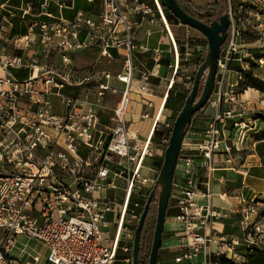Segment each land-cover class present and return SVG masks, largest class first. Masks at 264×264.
Masks as SVG:
<instances>
[{"label":"built area","instance_id":"obj_1","mask_svg":"<svg viewBox=\"0 0 264 264\" xmlns=\"http://www.w3.org/2000/svg\"><path fill=\"white\" fill-rule=\"evenodd\" d=\"M10 1L0 0V264H16L10 250L18 237L41 243L46 264H134L135 232L151 192L142 191L153 189L159 175L149 179L143 171L151 159H164L174 127L163 117V106L153 118L143 114L154 122L148 138L130 130L132 82L137 77L145 97L163 60L156 49L152 68L136 65L138 54L151 52L138 37L143 32L150 38L155 27L168 31L173 56L167 69L175 74L171 89L178 73L184 88H192L190 71L198 70L194 49L171 32L161 0H87L99 2L100 11L51 21L34 16L30 5L18 15ZM226 1L230 26L207 103L211 113L206 128L195 133L199 139L186 134L175 173L183 179L173 185L171 196L178 209L172 219L176 264H195L197 256L201 264H218L220 257L245 264L246 249L264 250V191L238 196L240 233L235 235L217 228L229 214L213 203L218 171L240 169L250 135L264 116V94L257 106L240 88L252 65L264 66V53L246 48L243 29L251 19L257 29L264 27V0ZM18 18L26 31L11 36ZM88 52L97 59L82 71L75 61ZM104 60L121 63V69L101 68ZM110 96L119 97L112 108L113 128L99 117ZM118 179L125 183L122 204L109 195L118 189ZM136 187L140 202L131 211ZM33 261L38 264L40 257Z\"/></svg>","mask_w":264,"mask_h":264},{"label":"crops","instance_id":"obj_2","mask_svg":"<svg viewBox=\"0 0 264 264\" xmlns=\"http://www.w3.org/2000/svg\"><path fill=\"white\" fill-rule=\"evenodd\" d=\"M38 1H39L38 3H40L39 4L40 9L34 8V6H32L31 4L26 3L25 0H11L10 6L15 12L18 13V15H20L22 11L25 10L30 5L31 7H33L34 16H40V19L47 20V21H51L53 18H58L61 16L66 19L73 20L77 14V11L75 10V5H76L77 0H38ZM184 1L194 6L195 8L199 9V8L207 7L209 5H214L217 0H184ZM62 3H65L66 6L61 9L59 6ZM87 4L93 8L94 6L92 4H95V3H90L87 1ZM79 11H84V10H79ZM85 13H89V12H85ZM46 14L50 15L51 17L47 16ZM168 19L170 21V24L177 25L180 31L184 30L181 28H186L185 29L186 35L184 37H183L182 31H181V35L179 36L175 35V36L180 42L189 40L191 46L194 49V55H197L200 57L206 48L207 40L205 39V36L201 33L202 38L199 40L200 42H202L203 40V43H199V41H196L194 39V38H200L199 36L197 37V34H200L199 31L191 27L181 25L179 21H178L179 23L176 24L175 22L171 21L169 17ZM22 28L26 31L25 23L19 18L16 19L13 23V27L10 29V35L13 36L14 30H21ZM154 31H155L154 34L150 38H146L143 32L139 34L138 43L140 45H147L150 48L151 52L138 54L137 55L138 58L135 63L138 66L142 65L148 68H152L153 66V61L151 60L152 52L153 50L160 49V51H162L163 53V60H162L160 76L159 78L151 79V82H150L151 85L149 86L148 93L147 95H145V97L140 95L138 91L137 77L135 78L136 80L132 82L133 94L131 96L130 109L127 114V121L129 123L130 130L138 133L141 138H148L151 135V131L154 126L153 120L144 119L143 114L149 113L150 116H152L153 118L161 112V109L163 108V106L165 107V103L167 101L166 96L170 88L168 87V82H170L171 84V80H173V78H168L167 76L162 77V73H163L162 71L165 67H166L167 74L171 73L167 69V65H169V63L171 62L170 58H166L164 56L165 52L162 49V47L170 46V50H168V52H171L172 51V41L169 37H168L169 41L167 40L165 41L167 30L155 27ZM197 48H199L201 52L196 50ZM250 51L255 52L254 50H251V49ZM88 54L89 53H84L83 57H86V55ZM111 66H112V70L117 71L121 69L122 65L121 63H114ZM258 68H261V67H258ZM256 69H254V73L256 72ZM261 79L264 80L263 78ZM176 80H178L179 83L182 82L181 73H178L176 75ZM124 87L125 86L123 84H119V88L121 90H123ZM252 92H255L257 94L260 93L257 90L249 89L246 92V94H244V98H249V99L252 98L253 101L256 100L257 97L253 96ZM261 95L263 96V94ZM118 100H119V97L110 96L109 97V101H110L109 108L99 110L100 122L103 126H107L110 128L114 127L115 123L113 121L112 108L117 104ZM150 103L152 104L151 107L148 106ZM164 109L165 108H163V117L170 120L173 114L168 113L167 116H165L166 111H164ZM210 113L211 112L209 109H207V111L202 110L201 118H195L192 121V124L188 132L191 136H193L194 140L199 139L195 135V133H199L206 128L208 115ZM247 149L248 151L245 153V157L240 163V169L237 171H234V170L218 171L217 180L214 186V193H215L214 200H213L214 205L220 209L227 211L229 214L228 218L219 220V222L217 223V228L220 231H222L224 234H228V235H235V234L240 233L237 223H236V220H237L236 212L239 207L238 196L244 195L246 197L251 198V197L260 196V194H263V191H264V122L263 120L259 126V129L255 133H252L250 135V139L247 143ZM157 154L161 155L160 149L157 150ZM161 159L163 158L159 156L155 157L154 159H151L150 161H148L151 164L147 165L146 169L151 170L156 175V172H157L156 163H158ZM174 184L175 185L183 184V179L180 173H177V175H175ZM222 194H225V196L221 198L220 196ZM168 220L166 221V227H165L164 234L170 237H169V240H164V237H163L161 249L165 251V253L170 254L172 253L173 247L178 244V238L175 236V233H174L177 227H174L173 229H169ZM172 225L177 226L176 223H173L170 226ZM23 238L25 237H18L17 240H23ZM28 240H30L31 243L34 242L43 247V245L37 241L31 240V239H28ZM172 254L177 255V253H172ZM10 255H11V258L14 259L16 264H34L33 258L37 255L40 257V261L38 264H46V259L42 260L40 253L36 255H31L28 253V248L26 246L19 247L18 243L10 250ZM200 258L202 261L201 256L195 257L194 263H195V259H200Z\"/></svg>","mask_w":264,"mask_h":264},{"label":"water","instance_id":"obj_3","mask_svg":"<svg viewBox=\"0 0 264 264\" xmlns=\"http://www.w3.org/2000/svg\"><path fill=\"white\" fill-rule=\"evenodd\" d=\"M161 3L163 7L180 22L181 25L196 29L205 36L208 45V54L205 63L199 67L196 73L191 92L185 101L184 107L174 121L172 136L169 146L165 151L163 165L160 169L156 184L151 190L145 203L144 210L141 214L133 244L134 264H139L142 231L151 203L160 188L157 221L148 263L158 264L159 252L162 247L163 234L166 227L167 211L172 196L175 173L182 144L186 137V129L191 126L193 116L205 108L212 95L215 87L221 49L226 42L230 26V21L227 15L221 17L219 21H215L211 25H207L190 15L180 5L178 0H161ZM203 81V90L200 98L198 99V91ZM170 91L171 88L168 90L166 99L169 96Z\"/></svg>","mask_w":264,"mask_h":264},{"label":"trees","instance_id":"obj_4","mask_svg":"<svg viewBox=\"0 0 264 264\" xmlns=\"http://www.w3.org/2000/svg\"><path fill=\"white\" fill-rule=\"evenodd\" d=\"M26 3L31 4L34 6V8H39V1L38 0H25ZM180 5L193 17L198 19L199 21L211 25L215 21H219L221 17L227 14V1L226 0H217L214 5H209L204 8H195L194 6L188 4L184 0H178ZM94 7H90L87 4L86 0H77L76 5H75V10L78 12L79 10H84L85 12L89 13H97L100 11L101 6L99 3L92 4ZM165 13L167 17L170 18L171 21L175 22L178 24V20L167 10L165 9ZM25 33V30L22 28L21 30H14V35H23ZM13 35V36H14ZM208 54V45L206 42V48L205 51L202 53V55L198 59V69L201 67L205 61L206 57ZM258 68L255 65H252V68L250 69L249 72L244 73L243 80L240 83V88L241 92L244 93V91H247L249 89H254L259 92L264 93V81L260 79L255 73L254 69ZM194 82V81H193ZM203 90V83L200 86V89L198 91V99L201 96ZM191 92V89L188 91V95L185 96V100L183 103H181L180 108L176 112V115L178 116L179 113L181 112L182 108L185 105V101L187 97L189 96ZM172 91H170V94ZM168 96L167 100L170 98ZM179 100L181 99V94L175 95ZM202 116V111L196 113L193 116V120L195 118H201ZM263 122H264V116H261ZM171 121H174L173 119ZM190 128V127H189ZM189 128L186 129V134L189 131ZM162 133L158 134L156 137V140L158 141L161 137ZM163 159L160 160L158 163H156V168L158 170L161 169L163 165ZM172 197L169 203L168 211H167V218L168 219H173L176 217L178 214V209L175 204V208H173L172 205ZM158 202H159V194H156V197L153 199L151 206L149 208V212L145 221V225L142 231V236H141V242H140V252H139V264H148L149 263V257H150V252L152 248V242H153V235L156 227V221H157V214H158ZM244 256L246 257L247 261L245 264H264V250L259 249V248H252V249H246ZM170 255L168 253H165L162 249H160L159 252V259H158V264H162L161 261H166ZM218 264H234L232 261L226 259L225 257H220L217 259Z\"/></svg>","mask_w":264,"mask_h":264},{"label":"rangeland","instance_id":"obj_5","mask_svg":"<svg viewBox=\"0 0 264 264\" xmlns=\"http://www.w3.org/2000/svg\"><path fill=\"white\" fill-rule=\"evenodd\" d=\"M170 29H171V32L174 35H177V36L181 35V31H182L183 37L186 35V30H185L186 28H181V29H184V30H181L180 31V29L177 27V25L172 24L171 27H170ZM243 29H244V40L246 42V45L248 44L246 46V48L247 49L254 50L256 53L263 54L264 53V27L261 28V29L260 28L257 29L255 21L253 19H251L249 21V23H246L244 25ZM166 33L167 34L165 36L166 37L165 38V41L166 40L169 41V38H170L169 36L170 35H169L168 31H166ZM198 36L200 38H194V39L196 41H199V43H203V40H202V42H200V40H199V39L202 38V34L201 33L200 34H197V37ZM183 37H181V38H183ZM162 49L165 52L164 56L166 58H170V60H171L173 54H172V51L171 52H168V50H170V46H163ZM88 53L89 54L86 55V57H83L84 55L81 54V55H79L76 58L75 63H76V65L78 67H80V69L82 71H86L87 67L90 66V65H92V64H94L95 61H96V59H97L96 54H94L92 52H88ZM198 58H199V56H197V55L194 56V60L197 61V62H198ZM111 65H113V64H109L108 62H106L104 60V61H102V64H100V67L101 68L112 69V66ZM197 71L198 70H196V71L195 70L190 71V74L192 76H194V79H195V76H196ZM162 72H163L162 73V77L167 76L168 78H173L174 75H175V74H172V73H170V74L168 73L167 74L166 67L163 69ZM255 74L258 75L260 79L261 78L264 79V66L262 68H257ZM203 84H204V81H203ZM168 87H170V82H168ZM171 91H172V93L169 96L170 98L165 103V107H164L165 109H164V111H166L165 116H167L168 113L169 114L172 113L173 115H172L171 119H173L175 121V119L177 118L176 112L180 108L181 103L184 102L185 96L188 95V90H186L184 88V86L181 83H179L178 80H176V83L173 85V88H172ZM175 93H177V94H175ZM178 94H181L182 95L180 100H179V98H177V96H175V95H178ZM261 94H264V93L260 92V93L257 94L255 92H252V95L255 96V97H257V99L254 100V104L257 103V106H259L258 103H259L260 99L263 97ZM251 99L252 98H250V100ZM257 106H253L254 112H256V113L258 111L261 112V110ZM207 109H208V106L206 105L205 108L203 109V111H207ZM262 114H264V111H262ZM164 156H165V153H164ZM162 158H163V156H162ZM150 164L151 163L147 162V165H150ZM156 170L157 171H160L158 169H156ZM143 174H144V176L148 177L149 179H154V178H156V175H157V174L155 175V173H153L149 169H145L143 171ZM117 186H118V189L117 190H113L112 192H110L109 195H110V197L115 198V200L117 202H119L120 204H122L123 203L122 197H123V194H124L123 193V188L125 187L124 181L121 180V179H118L117 180ZM151 190H152V188L149 189L148 187H146V188L143 189L142 193L147 194V196H148V194H149V192ZM159 192H160V188L157 191V193L159 194ZM138 194H139V191H138V188L136 187L135 190H134V193H133L131 202H130V210L131 211L134 210V204L136 202H140V197H139ZM171 203L173 205V208H175V203H176L175 200H172ZM168 223H169V225H168L169 226V229H173L174 227H177L176 225L170 226L171 224L175 223V221L172 220V219L168 220ZM163 237H164V240H169V237L170 236H168L166 234H163ZM172 237H173V235H172ZM17 243H18V246L19 247L26 246L28 248V253L29 254L36 255V254H39L40 253L42 260H45L46 259L47 250L44 249L41 245H38V244H36L34 242L31 243L30 240H28V238H26V237L23 238V240H17ZM0 248H1V242H0ZM172 253H174V248L172 249ZM172 253L169 254L170 257L166 261H161L162 264H176L174 262V258L176 257V255L175 254H172ZM178 254H180V253H178ZM198 262H199V264H201V258L200 259H195V263L198 264Z\"/></svg>","mask_w":264,"mask_h":264}]
</instances>
